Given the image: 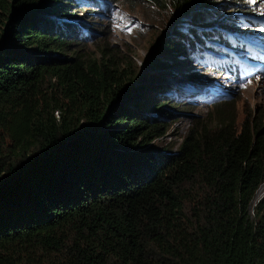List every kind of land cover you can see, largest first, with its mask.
<instances>
[{
	"label": "trees",
	"instance_id": "1",
	"mask_svg": "<svg viewBox=\"0 0 264 264\" xmlns=\"http://www.w3.org/2000/svg\"><path fill=\"white\" fill-rule=\"evenodd\" d=\"M114 1L0 0V264H264V117L236 127L214 104L215 128L197 119L175 152L148 147L174 116L166 95L153 78L134 93L119 48L77 49V8ZM146 1L169 16L158 47L189 57L225 4Z\"/></svg>",
	"mask_w": 264,
	"mask_h": 264
},
{
	"label": "rangeland",
	"instance_id": "2",
	"mask_svg": "<svg viewBox=\"0 0 264 264\" xmlns=\"http://www.w3.org/2000/svg\"><path fill=\"white\" fill-rule=\"evenodd\" d=\"M231 1L220 0L225 4L206 11L210 23L195 28L199 35L202 33L204 43H195L190 57L170 56L158 47L157 40L166 32L169 16L146 0H116L95 4L97 8L84 4L85 8H77L74 13L87 25L88 32L87 41L82 42L84 48L77 49L92 52L94 43L119 48L138 73L134 93L138 95L144 89L141 86L149 83L146 79L153 78L156 94L166 95L161 103L166 109L170 107L174 116L163 119L167 132L148 147L175 152L197 119L215 128L214 104L230 106L227 115L236 127L247 116L264 117V0H248L253 12L238 18L230 14ZM217 33L234 48L220 44ZM81 34L87 36L86 30ZM159 60L167 66L158 67ZM263 196L264 185L256 194L257 201Z\"/></svg>",
	"mask_w": 264,
	"mask_h": 264
},
{
	"label": "snow or ice",
	"instance_id": "3",
	"mask_svg": "<svg viewBox=\"0 0 264 264\" xmlns=\"http://www.w3.org/2000/svg\"><path fill=\"white\" fill-rule=\"evenodd\" d=\"M252 2H255V0H252Z\"/></svg>",
	"mask_w": 264,
	"mask_h": 264
}]
</instances>
